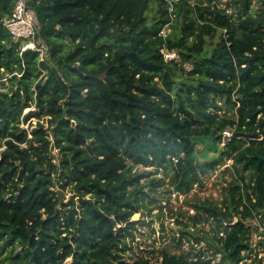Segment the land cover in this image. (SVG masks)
<instances>
[{
	"label": "trees",
	"instance_id": "obj_1",
	"mask_svg": "<svg viewBox=\"0 0 264 264\" xmlns=\"http://www.w3.org/2000/svg\"><path fill=\"white\" fill-rule=\"evenodd\" d=\"M16 1L0 0V264H264V0H27L43 56L4 25ZM229 160L224 199L193 202L170 250L164 194Z\"/></svg>",
	"mask_w": 264,
	"mask_h": 264
},
{
	"label": "rangeland",
	"instance_id": "obj_2",
	"mask_svg": "<svg viewBox=\"0 0 264 264\" xmlns=\"http://www.w3.org/2000/svg\"><path fill=\"white\" fill-rule=\"evenodd\" d=\"M171 28H167V34L170 33ZM0 80V84H1ZM6 84H8V81L6 79L4 80ZM8 85L1 86L0 91L7 90ZM226 109L223 111L225 112ZM27 112V111H26ZM36 119L32 118V123H36ZM28 126V124L24 125ZM229 129V128H228ZM229 131L232 133V130L229 129ZM57 152V151H56ZM231 160L227 162L225 165L218 166L217 168L211 170L209 173L203 176V183L198 184L196 183L190 193L188 195L185 194H178V193H165L163 198H170V202H168L166 199L162 201L161 203L164 204V213L159 217L156 218V220L153 223V226L157 229V236H164L161 237L165 241V244L169 245V249L174 251L176 246L172 242V235L173 231L178 232L179 227H188V223L190 222V217L196 215V211L193 209L192 205L195 201H201V200H210L217 203L222 202V200L225 197L226 194V185L227 182H229L232 179V173L229 170H225L226 166L231 164ZM139 170H143V167H138ZM163 191V190H161ZM72 195L71 189L67 188L64 192H61V197L64 199V202H68L70 197ZM160 209L156 208L154 210V213L158 212ZM201 217L199 221L197 222V226L199 228H202L203 232H211L214 226L212 225L211 221L213 220H207L206 214L204 211H201L200 213ZM139 214L135 215V219L139 218ZM251 222V221H248ZM255 225L260 224L258 227V231H256L253 235V246L255 248L254 252L252 253V256L255 257L257 253L260 254V256L264 255L263 247H259L258 241L263 238L262 234L260 232L264 231V225H262L260 222L257 223L256 220L252 221ZM146 228V227H145ZM161 228H165L164 231L161 230ZM164 234V235H162ZM154 239V237L150 238V241ZM185 247H188V243H184ZM71 260H68L70 262ZM248 264H256V261H252L251 258L247 259Z\"/></svg>",
	"mask_w": 264,
	"mask_h": 264
},
{
	"label": "built area",
	"instance_id": "obj_3",
	"mask_svg": "<svg viewBox=\"0 0 264 264\" xmlns=\"http://www.w3.org/2000/svg\"><path fill=\"white\" fill-rule=\"evenodd\" d=\"M171 2L172 0H168ZM173 8L170 7V10ZM4 25L12 33L15 40L22 42V52L27 50H37L43 56L47 50L44 43L37 39L39 32V22L36 13L29 8L23 0H17L14 11L10 17L4 19ZM169 28V27H167ZM167 28L161 31V34L166 37ZM166 61L179 62L181 61L180 53L175 49H169L167 46L160 48ZM186 68L190 69L191 65L186 64ZM225 139H230L232 133L229 129L224 131ZM224 144V142H223Z\"/></svg>",
	"mask_w": 264,
	"mask_h": 264
},
{
	"label": "water",
	"instance_id": "obj_4",
	"mask_svg": "<svg viewBox=\"0 0 264 264\" xmlns=\"http://www.w3.org/2000/svg\"><path fill=\"white\" fill-rule=\"evenodd\" d=\"M23 1H24L25 4H27V0H23ZM65 114H66V111L63 112V116H62V118L65 117ZM113 225H115V222H114V221H113ZM31 264H33V263H31Z\"/></svg>",
	"mask_w": 264,
	"mask_h": 264
}]
</instances>
